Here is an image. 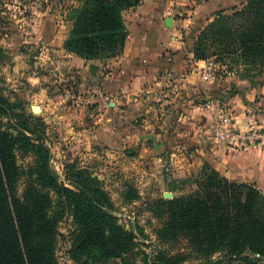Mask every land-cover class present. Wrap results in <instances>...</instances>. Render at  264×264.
I'll use <instances>...</instances> for the list:
<instances>
[{
	"label": "rangeland",
	"instance_id": "rangeland-1",
	"mask_svg": "<svg viewBox=\"0 0 264 264\" xmlns=\"http://www.w3.org/2000/svg\"><path fill=\"white\" fill-rule=\"evenodd\" d=\"M87 1L0 0V97L8 104L12 114L3 116L0 121L3 130L7 129L11 135L18 137L15 157L20 170L17 181L19 196L23 195L28 184L39 182L37 172L41 157L37 148L29 146L20 137L18 129L13 126L17 122L26 123L29 130L38 132L37 136L42 139L31 140V143L42 144L45 147L47 152L45 154L49 156L51 177L60 186L77 190L76 184H87L104 192L109 201L107 206L117 217V224L135 231L137 236L134 238L133 251L128 255L111 259L108 264H148L146 254H150L149 260H151L160 244L156 231L167 222V219L160 214L164 212V208L159 206L158 200L179 198L194 190L196 183L193 179L205 166L217 170L207 161L203 164L194 163L195 153L201 145L229 144L215 137L216 129L221 125L211 126L210 135L204 138L205 141L189 138V142L183 144L184 128L179 126L170 127V130L166 127L154 128L145 122L139 123L141 117L138 121L134 120L139 127L132 129L131 132L130 128L128 130L129 125L126 131L108 127L107 130L102 131L105 130L106 133H100L95 141L92 140L96 135L93 139L81 138L85 141L76 145L75 139L71 138V132L67 129L71 124L68 117H71L73 108L71 99H67L62 105L67 109L60 110L58 107L51 113L32 110L33 105H44V101L38 96L39 88L32 83L33 78L45 77L46 81H42V84L49 86L47 91L50 95L55 91L59 92L60 89L64 90V85L60 86L61 83L54 82L57 79L56 70H61L60 66H63V61L67 59L66 53H70L65 49L64 44ZM248 1L238 0L240 5L211 13L199 28H197L198 22L193 27L197 29L192 35L188 50L195 60L205 61L203 70L212 76L251 81L264 77L263 55L252 60L246 59L241 50L232 51L236 38H231V35L239 36V32L234 28L237 23L231 20H217L219 12L232 16L242 10ZM66 89L74 90L68 85ZM74 91L78 92L79 89ZM93 92L90 96L77 93L75 96L91 99L92 95H101ZM100 98L106 106L113 97L110 94H103ZM214 103L218 104L216 107L219 112L231 111L226 103L218 100L201 101L199 105L202 104L201 107H204ZM92 124L95 125L93 122ZM232 126L234 128V123ZM259 130L264 131L257 126L249 131L240 129V132L246 131L244 133L249 134ZM27 136L33 135L27 133ZM260 144L262 142L255 146ZM239 181L257 185V182L252 180ZM40 190L49 193L53 198V204L58 205L59 198L55 189L40 187ZM167 192L172 194L170 198L166 197ZM58 210L61 220L57 225L55 258L59 264H83L71 258L70 254L77 226L73 212L63 206ZM160 247L162 249L168 247L175 253L178 250L189 251L185 241L174 246ZM204 262L203 258L191 254L180 264H204Z\"/></svg>",
	"mask_w": 264,
	"mask_h": 264
},
{
	"label": "trees",
	"instance_id": "trees-1",
	"mask_svg": "<svg viewBox=\"0 0 264 264\" xmlns=\"http://www.w3.org/2000/svg\"><path fill=\"white\" fill-rule=\"evenodd\" d=\"M141 1L88 0L65 41V49L85 59L120 55L129 34L123 12ZM218 14L217 20L237 23L234 28L239 36L231 35V38H236L232 51L241 50L246 59L252 60L264 56V0H249L232 16L223 12ZM200 25L198 23L197 28ZM237 93L246 101L245 91L238 87L225 94L219 90L212 91L210 97H196L193 93L178 101L180 114L183 113V105H194L199 100L229 103ZM7 105L0 97V120L3 116L12 115ZM218 114L216 125H221V113L218 111ZM233 119L227 127H233ZM1 122L0 264H59L55 258V245L57 225L61 220L60 206L72 210L77 225L71 258L83 264H108L113 258L130 254L137 235L134 230L117 224V217L107 206L109 201L104 192L87 184H76L77 190L60 186L51 177L45 147L31 143V140L42 138L35 130H29L28 124L20 122L13 126L29 146L37 148L41 158L37 172L39 182L28 184L22 196L17 194L20 170L15 144L18 137L7 129L3 130ZM257 126L260 127L251 125L246 130ZM260 128L264 130V127ZM234 129L240 131L236 126ZM27 133L33 136H27ZM242 145L238 148L246 150L252 147ZM258 146L264 147V144ZM193 180L196 188L185 196L158 200L159 206L164 208L160 214L167 222L156 231L160 244L151 260L150 254H146L147 263L180 264L184 258L196 254L205 260L204 264H262L264 191L255 183L230 180L209 166L202 168ZM40 187L55 189L59 198L57 206L49 193ZM184 241L188 252L178 250L175 253L168 247H160Z\"/></svg>",
	"mask_w": 264,
	"mask_h": 264
},
{
	"label": "crops",
	"instance_id": "crops-1",
	"mask_svg": "<svg viewBox=\"0 0 264 264\" xmlns=\"http://www.w3.org/2000/svg\"><path fill=\"white\" fill-rule=\"evenodd\" d=\"M238 5V0L141 1L124 12L129 34L120 55L96 60L67 52V59L61 70H56L54 80L64 85V90L53 95L47 91L49 86L42 84L45 77L33 78L32 83L39 88L38 96L44 101L42 112L51 113L58 107L67 109L62 105L71 99L73 108L71 117L68 116L71 124L67 129L76 145L85 141L81 138L93 139L96 135L92 140L95 141L108 127L126 131L129 125L131 132L139 127L134 120L141 117L139 123L154 128H184L183 144H186L189 138L200 141L210 135L211 128L219 121V109L217 103L201 107L199 100L194 105H183L180 114L178 101L193 93L196 97H210L212 91L225 94L238 87L245 91L246 101L237 93L225 104L234 117V126L242 130L251 125L264 127V77L251 81L212 76L203 70L205 61L195 60L188 50L197 22L203 24L211 13ZM68 82L71 85L65 84ZM67 85L79 91L65 90ZM92 92L110 94L113 98L106 106L101 95L75 99L76 93L90 96ZM195 155L194 163L210 162L226 177L255 181L264 191V147L242 150L211 143L201 145Z\"/></svg>",
	"mask_w": 264,
	"mask_h": 264
},
{
	"label": "built area",
	"instance_id": "built-area-1",
	"mask_svg": "<svg viewBox=\"0 0 264 264\" xmlns=\"http://www.w3.org/2000/svg\"><path fill=\"white\" fill-rule=\"evenodd\" d=\"M75 99L78 101L80 98L75 96ZM221 120L222 124L219 128L216 129L215 137L223 142L228 143L232 146L239 145H252L255 146L262 142L264 144V131L259 130L258 132H253L245 134L246 131H236L234 128L227 127L232 121V114L228 110H222Z\"/></svg>",
	"mask_w": 264,
	"mask_h": 264
},
{
	"label": "water",
	"instance_id": "water-1",
	"mask_svg": "<svg viewBox=\"0 0 264 264\" xmlns=\"http://www.w3.org/2000/svg\"><path fill=\"white\" fill-rule=\"evenodd\" d=\"M32 110H33L34 112H41V111H42V108H41V106H39V105H33V106H32ZM165 195H166L167 198H170V197L172 196V194L169 193V192H167Z\"/></svg>",
	"mask_w": 264,
	"mask_h": 264
}]
</instances>
